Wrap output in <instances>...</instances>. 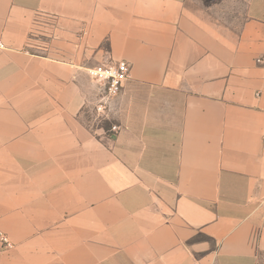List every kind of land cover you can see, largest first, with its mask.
Returning <instances> with one entry per match:
<instances>
[{"label": "crops", "instance_id": "1", "mask_svg": "<svg viewBox=\"0 0 264 264\" xmlns=\"http://www.w3.org/2000/svg\"><path fill=\"white\" fill-rule=\"evenodd\" d=\"M0 0V264H259L264 0ZM125 60L116 133L86 68ZM260 60V61H258Z\"/></svg>", "mask_w": 264, "mask_h": 264}, {"label": "rangeland", "instance_id": "2", "mask_svg": "<svg viewBox=\"0 0 264 264\" xmlns=\"http://www.w3.org/2000/svg\"><path fill=\"white\" fill-rule=\"evenodd\" d=\"M184 6L189 13L191 11H196V9L201 7L206 13L211 15V17L219 19L231 28L237 27L238 22L241 19L243 9L242 2L239 0H184ZM86 76L88 82L91 83V91L93 92L92 95L94 98L90 103H88L86 108H84L81 120L91 131L102 129L105 133H114L110 131L111 126L115 125L111 124L112 117L109 108V101L111 100V97H104V93L99 90L98 84L90 79L87 73ZM2 247L4 246L2 245ZM259 264H264V255Z\"/></svg>", "mask_w": 264, "mask_h": 264}, {"label": "built area", "instance_id": "3", "mask_svg": "<svg viewBox=\"0 0 264 264\" xmlns=\"http://www.w3.org/2000/svg\"><path fill=\"white\" fill-rule=\"evenodd\" d=\"M86 73L90 79L98 84L99 90L104 93V97L112 98L122 91L124 83L128 79L129 64L125 60H118L88 67ZM118 130L119 127L116 125H112L110 128V131L114 133ZM0 242L7 249L13 247L12 242L2 231H0Z\"/></svg>", "mask_w": 264, "mask_h": 264}, {"label": "trees", "instance_id": "4", "mask_svg": "<svg viewBox=\"0 0 264 264\" xmlns=\"http://www.w3.org/2000/svg\"><path fill=\"white\" fill-rule=\"evenodd\" d=\"M106 128H108L107 126H105Z\"/></svg>", "mask_w": 264, "mask_h": 264}]
</instances>
